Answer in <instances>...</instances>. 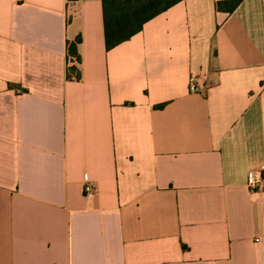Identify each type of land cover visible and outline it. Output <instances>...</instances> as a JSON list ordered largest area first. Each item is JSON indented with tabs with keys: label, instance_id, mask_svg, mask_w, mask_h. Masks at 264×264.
<instances>
[{
	"label": "crops",
	"instance_id": "obj_1",
	"mask_svg": "<svg viewBox=\"0 0 264 264\" xmlns=\"http://www.w3.org/2000/svg\"><path fill=\"white\" fill-rule=\"evenodd\" d=\"M218 1L106 49L101 0H0V264H264V0Z\"/></svg>",
	"mask_w": 264,
	"mask_h": 264
},
{
	"label": "trees",
	"instance_id": "obj_2",
	"mask_svg": "<svg viewBox=\"0 0 264 264\" xmlns=\"http://www.w3.org/2000/svg\"><path fill=\"white\" fill-rule=\"evenodd\" d=\"M180 0H101L102 20L104 42L106 49L129 39L132 35L142 29L146 21L164 11L171 5ZM240 2V0H227L216 2V8L226 11H232ZM70 15L66 17L68 21ZM80 37L77 36L74 41L68 42V54L79 60L77 53V43ZM67 76L80 78V72L76 66L67 68Z\"/></svg>",
	"mask_w": 264,
	"mask_h": 264
},
{
	"label": "built area",
	"instance_id": "obj_3",
	"mask_svg": "<svg viewBox=\"0 0 264 264\" xmlns=\"http://www.w3.org/2000/svg\"><path fill=\"white\" fill-rule=\"evenodd\" d=\"M75 60L74 58H71ZM189 90L193 92L199 91V87L193 77L189 80ZM262 177L260 173L255 170H248L246 174V185L250 190H258L262 185ZM83 190L85 193H92L96 190L95 184L90 181L83 182Z\"/></svg>",
	"mask_w": 264,
	"mask_h": 264
}]
</instances>
